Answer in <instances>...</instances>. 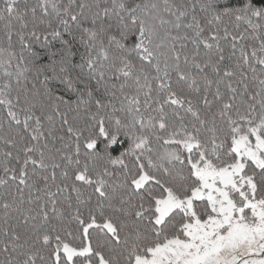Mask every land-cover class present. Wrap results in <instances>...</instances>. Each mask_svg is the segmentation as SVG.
<instances>
[{
	"label": "snow or ice",
	"instance_id": "6c2138e0",
	"mask_svg": "<svg viewBox=\"0 0 264 264\" xmlns=\"http://www.w3.org/2000/svg\"><path fill=\"white\" fill-rule=\"evenodd\" d=\"M0 264H264V0H0Z\"/></svg>",
	"mask_w": 264,
	"mask_h": 264
}]
</instances>
